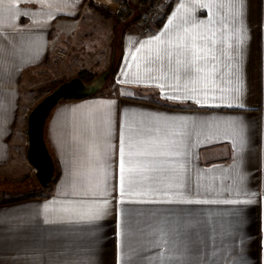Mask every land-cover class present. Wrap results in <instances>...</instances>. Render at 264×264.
I'll return each instance as SVG.
<instances>
[{"label":"crops","instance_id":"crops-1","mask_svg":"<svg viewBox=\"0 0 264 264\" xmlns=\"http://www.w3.org/2000/svg\"><path fill=\"white\" fill-rule=\"evenodd\" d=\"M120 1L127 24H114L117 14L108 8L104 14L92 0H0V175H10L23 155L27 160V119L35 104L31 91L48 63L64 58L75 69L88 70L84 65L94 52L104 63L118 26L123 52L116 77L101 94L63 101L52 111L45 139L59 177L47 188L37 180L45 195L0 201V264H125L120 259L125 253L147 264L163 251L147 239L162 216L192 224L189 264H264V0H215L224 7L211 9L198 5L213 0H179L149 35L140 31L148 0ZM184 28L216 32V83H209L207 94L203 82L193 85L183 74L177 83L166 59V78L157 79V51ZM225 36L231 38L225 42ZM236 124L244 127L242 152L231 135ZM122 132L126 145L129 135L163 142L166 134L183 133L168 136L182 140L186 153L180 158L183 198L253 203L119 204ZM105 180L109 196L98 194ZM94 193L109 200L99 220L60 222L66 218L62 208L86 206ZM124 209L143 213L127 217L132 227L126 235Z\"/></svg>","mask_w":264,"mask_h":264},{"label":"snow or ice","instance_id":"snow-or-ice-1","mask_svg":"<svg viewBox=\"0 0 264 264\" xmlns=\"http://www.w3.org/2000/svg\"><path fill=\"white\" fill-rule=\"evenodd\" d=\"M201 8L211 9L212 7H224L222 3H200ZM181 8L185 7L183 4ZM171 24L172 21H169ZM187 23V21H185ZM203 23V21H201ZM210 34L198 33L195 29L184 28L183 33L178 32L175 39H169L166 44L167 47L157 51L156 60L160 61L161 75L157 79H165L166 74L163 71V62L166 59L168 64V71L173 74V78L179 83L181 74L186 78L188 83L193 85L203 82L205 86V94L209 83L213 86L216 83L215 73L217 66L214 61L218 59L214 45L216 44V32L210 29ZM238 31V30H237ZM230 36H225V42L229 40ZM155 40L159 41L160 36H156ZM149 40L147 43H151ZM239 43V38H238ZM209 44L212 46L210 47ZM232 47L231 44L228 45ZM139 51V49L137 50ZM147 71H152L148 69ZM158 87L163 89L164 84H158ZM172 85H169L171 87ZM187 87V84L185 85ZM191 91L195 92L193 87ZM239 89H237L238 93ZM168 100H181L182 98L192 99L191 96L181 97L180 95H165ZM196 103H200L199 100ZM231 106V105H229ZM243 107V105H237ZM153 131L159 133L160 129L155 128ZM169 135H183V133H169L166 134L165 140L160 142L156 139H142L138 135H129L126 138L124 133H121L120 148H119V201L121 205L129 204H159V203H178V204H251L252 199L246 200H200V199H186L184 197L185 179L182 175L184 164L180 158L184 157L186 153L181 146L183 141L169 140ZM233 140L237 146L238 152H242L245 147L244 127L242 124L233 126L231 133ZM127 147V152H126ZM159 149V150H154ZM138 157H148L141 161ZM108 173L105 170V177ZM243 177H241V180ZM99 195L109 196L110 192L107 188V181L105 180V187ZM94 198L86 206L81 208L64 207L60 211L65 214L64 219L60 222H87L94 223L102 216V210L106 209L109 200L102 201ZM151 197V198H149ZM163 197V198H160ZM172 197H177L173 199ZM125 214V232L132 227V223L127 217H138L143 213L137 209H124ZM76 219L73 220L72 217ZM46 222H51L47 221ZM137 223H139L137 221ZM192 227L190 222L183 225L174 223L168 216L158 218L157 223L151 228L147 234L148 243L151 247L156 249H163L158 252L155 257H149L147 264H189V247L187 242L188 229ZM143 232V229H139ZM120 259L128 264H138L133 260L132 256L125 253Z\"/></svg>","mask_w":264,"mask_h":264},{"label":"water","instance_id":"water-1","mask_svg":"<svg viewBox=\"0 0 264 264\" xmlns=\"http://www.w3.org/2000/svg\"><path fill=\"white\" fill-rule=\"evenodd\" d=\"M117 45L114 43L110 69L91 82L76 76L62 82L44 96L30 111L27 119V160L35 170V177L43 188L55 180V161L45 139L46 123L57 105L66 100H77L97 95L104 89L116 66Z\"/></svg>","mask_w":264,"mask_h":264},{"label":"rangeland","instance_id":"rangeland-1","mask_svg":"<svg viewBox=\"0 0 264 264\" xmlns=\"http://www.w3.org/2000/svg\"><path fill=\"white\" fill-rule=\"evenodd\" d=\"M95 4L97 8L103 9L104 10L103 13L106 15L109 13L107 12L106 8L111 10V8L107 6L97 3ZM109 15L112 16L111 14ZM112 22H114V24L116 23V25L118 23L116 18H114ZM117 30H120L119 26ZM117 30L116 33L118 32ZM116 33L113 35V30H112V36H111L112 41L109 50L110 55L107 56L105 62L100 63L99 62L100 58L94 52V55L92 54V56L89 58L91 62L89 64L84 65V68L86 67L85 69H88L87 71L94 73L96 76H100L108 69H110L113 61V51H114L113 41L115 40V38H118V35L116 36ZM98 49L100 52L103 50L102 48H98ZM79 70L75 69L70 64L66 63L64 61V58L62 61L58 59L55 63H48L47 72L40 77L41 79L40 82L31 91L32 93L35 94L34 106L44 96H46L55 87H57L59 83L61 84L62 82L68 81L71 78L78 76L79 73L83 71L82 69ZM111 82L112 80H108L105 87L108 86ZM103 90H101L98 94H101ZM23 157L24 159L22 161L19 160L17 162L16 168H14V170L11 171L10 175L9 174L0 175V201L9 200L11 198H24L30 195L42 196L46 194V190L39 187L37 179L34 176V169L27 162L25 155H23ZM25 169H29L30 172H26Z\"/></svg>","mask_w":264,"mask_h":264},{"label":"built area","instance_id":"built-area-1","mask_svg":"<svg viewBox=\"0 0 264 264\" xmlns=\"http://www.w3.org/2000/svg\"><path fill=\"white\" fill-rule=\"evenodd\" d=\"M97 4H101L111 8L116 14L122 10L120 0H92ZM179 0H148L141 14L140 31L144 35L153 33L160 22L166 15L171 6Z\"/></svg>","mask_w":264,"mask_h":264},{"label":"trees","instance_id":"trees-1","mask_svg":"<svg viewBox=\"0 0 264 264\" xmlns=\"http://www.w3.org/2000/svg\"><path fill=\"white\" fill-rule=\"evenodd\" d=\"M98 9L100 11H102L101 8H98ZM115 18H116V20L118 22L117 24H119V25L120 24H124V23L125 24L128 23V16H126V13H125V10L124 9H122V11L119 14L115 15ZM116 45H117L116 66H115V69H114L113 73L111 74L109 80H113L116 77V75H117V73L119 71V67L121 65V61H122V54H123V52H122V48L119 45L118 38H116ZM78 76L81 77L85 82H91V81H93L97 77L94 73H91V72H89L87 70L81 71ZM58 177H59V173H56L55 174V180H54L53 183H55L57 181ZM27 197H34V196L33 195H30V196H27ZM11 201L12 200H5V201H2V203H7V202H11Z\"/></svg>","mask_w":264,"mask_h":264}]
</instances>
